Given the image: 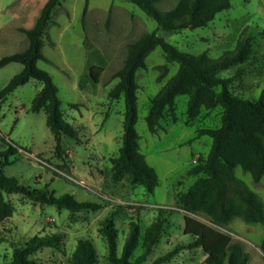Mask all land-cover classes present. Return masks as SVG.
Listing matches in <instances>:
<instances>
[{
    "label": "rangeland",
    "instance_id": "374dc122",
    "mask_svg": "<svg viewBox=\"0 0 264 264\" xmlns=\"http://www.w3.org/2000/svg\"><path fill=\"white\" fill-rule=\"evenodd\" d=\"M46 1L0 0V60L28 47L29 39L21 29L35 25ZM179 1L157 0L155 5L168 11ZM230 1L231 8L219 12L208 26L167 33L128 0H61L44 36L43 52L48 61H39L38 67L52 76L59 88L66 120L79 134L76 138L62 136V154L57 152L46 114L30 112L33 99L42 89L40 82L30 80L0 104V153L9 143L18 149L9 161L0 155V166L7 176L22 183L37 188L49 185L57 196L71 193L81 201L99 202L103 208L59 210L21 194L5 192L15 212L0 225V264L9 262L14 249L33 236L53 233L64 234L63 244L34 253L32 257L42 264H72V253L81 238L94 244L97 264H111L102 232L106 219L113 218L121 253L131 222H140L145 231L161 210L166 211L164 231L144 264H152L172 251L177 252L162 264H205L203 249L189 246L195 238L184 231L185 215L240 241L249 254L248 264H264V223L235 218L227 225H217L202 213H188L184 209L182 197L201 176H206L191 175L189 171L206 158L213 143L212 137L200 136L199 130L219 127L223 107L218 104L211 109L202 108L199 116L191 120L187 113L188 95L177 96L176 116L166 109L156 133L150 132L146 117L151 99L179 68L178 63L167 61L160 47L149 53L146 68L136 74V129L141 136V152L156 170L159 185L150 193L145 186L133 184L128 173L114 177L126 104L124 97L112 100L109 93L118 83L114 76L125 63L129 44L142 35L156 31L182 52H207L214 59L233 51L238 41L244 40L251 49L248 59L222 71V75L239 72L231 84L236 95L259 97L264 93V0ZM22 69L20 63L1 68L0 90ZM91 69L98 74L96 81ZM235 174L264 201V177L256 182L240 166ZM141 252L139 248L135 255Z\"/></svg>",
    "mask_w": 264,
    "mask_h": 264
},
{
    "label": "trees",
    "instance_id": "16d2710c",
    "mask_svg": "<svg viewBox=\"0 0 264 264\" xmlns=\"http://www.w3.org/2000/svg\"><path fill=\"white\" fill-rule=\"evenodd\" d=\"M141 8L153 18L160 29L167 33H178L187 29L208 26L215 16L231 8L230 0H180L171 10H159L157 0H128ZM61 0H47L35 25L21 30L29 39L28 47L0 60V69L10 63L23 65L6 87L0 90V104L15 90L30 80L42 84V89L32 101L30 112L43 111L47 125L55 135L56 150L62 154L61 137L76 138L79 130L66 120L62 109L59 88L52 76L38 67L39 61H48L43 52L44 36L52 22L54 10ZM87 7L85 8V12ZM156 47L162 48L168 62L179 64L177 72L164 84L151 99L147 125L156 133L166 109L175 117L176 98L188 95L187 113L191 120L196 119L202 108L211 109L222 105L221 125L216 128L199 130L200 136L213 139L211 149L205 159L189 171L191 175L201 176L182 197V204L188 213H202L212 223L227 225L235 218L247 223H264V201L235 174L240 166L250 173L256 182L264 177V93L259 97L236 95L231 84L239 72L222 75L228 70L245 62L250 55V46L239 40L233 51L214 59L207 52L190 54L178 50L156 31L146 33L129 44L124 65L116 72L114 78L118 83L112 88L109 97L112 100L125 98L126 109L123 120V140L119 155L114 159V177L125 173L130 175L133 184L143 185L154 193L159 185L156 170L147 162L141 152V136L137 132L138 95L136 93L138 70L146 68V58ZM91 75L97 80V73L91 69ZM18 152L11 143L0 153L7 161ZM5 192L21 194L29 200L43 205H53L59 210L98 211L103 205L96 201H81L71 193L57 196L49 189L32 187L22 183L16 177L7 176L0 166V225L15 212L14 205L7 200ZM166 211H159V217L145 230L140 222L133 221L125 240L122 252L118 251V231L112 217L104 222L102 232L108 244V260L111 264H144L161 238ZM185 233L195 238L190 247H201L206 254L205 264H248L249 254L240 241L222 232L210 224L193 216L185 215ZM64 234L53 233L36 235L23 246L13 251L12 259L6 264H42L32 255L44 248H59L63 244ZM264 251V238L261 243ZM142 248L139 255L136 251ZM177 248L176 250H178ZM172 251L155 259L152 264H162L171 258ZM72 264H97V250L91 240L81 238L71 256Z\"/></svg>",
    "mask_w": 264,
    "mask_h": 264
}]
</instances>
